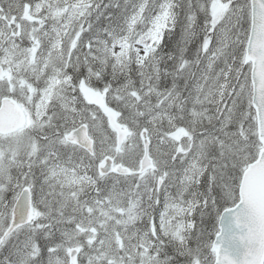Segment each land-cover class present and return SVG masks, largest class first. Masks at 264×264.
<instances>
[{
    "label": "snow or ice",
    "instance_id": "1",
    "mask_svg": "<svg viewBox=\"0 0 264 264\" xmlns=\"http://www.w3.org/2000/svg\"><path fill=\"white\" fill-rule=\"evenodd\" d=\"M0 264H264V0H0Z\"/></svg>",
    "mask_w": 264,
    "mask_h": 264
}]
</instances>
